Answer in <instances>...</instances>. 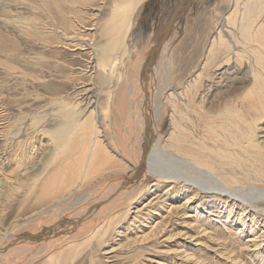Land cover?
I'll return each instance as SVG.
<instances>
[{"label": "bare ground", "instance_id": "bare-ground-1", "mask_svg": "<svg viewBox=\"0 0 264 264\" xmlns=\"http://www.w3.org/2000/svg\"><path fill=\"white\" fill-rule=\"evenodd\" d=\"M190 2L180 0L173 14L161 19L157 38L132 80L123 110L125 136L121 134L118 139L134 160L129 174L102 185V194L84 204L86 197L82 198V194L91 174L101 166L108 167L99 140L101 116L93 104L90 114L95 115V122L88 124L84 114L90 106L84 105L77 113L72 109L66 92L72 70L67 54L64 52L61 61H56L32 47L41 44L52 48L53 37L65 46L81 39L73 38L70 32L73 29L69 15L75 13L77 0H43L40 4L0 0L4 22V31L0 30V186L24 175L33 181V187H40L38 193L47 204H43L45 209L55 208L53 220L32 231L24 229L26 232L4 242L0 246V263L30 262L80 237L90 239L114 221L117 223L131 211L133 203L143 201L154 191L149 201L137 206L132 224H153L154 211L164 209L170 213L168 218L158 211L156 215L162 220L149 226L151 235L157 237L172 224L171 216L178 217L177 208L170 207L185 195L182 205L191 202L189 209L195 203L191 209L201 222L196 224L200 233L209 231L204 227L202 211L209 206L206 213L210 216L215 207L222 211L225 208L221 217L224 220L213 221L224 229L236 227L238 235L252 237L246 242H252L255 257L264 264V254L259 250L264 243V205L260 204L264 203V139L260 141L256 135L257 123L264 118V0H232L234 10L221 17L225 26L217 28L207 50L204 65L213 64L214 68L203 81V89L195 93L191 90L197 87L203 73L175 90L168 80L160 83L162 74L159 76L157 69ZM13 4L19 10L14 12ZM28 6L37 14L23 16ZM39 12L48 14L47 18L39 16ZM129 20L126 16L115 26L118 36L127 35ZM11 29L19 34L10 35ZM112 40L115 48L117 40ZM75 45L83 48L81 42ZM24 46L31 47L25 50ZM110 50L103 49L101 54H115ZM109 59L114 67V56ZM29 76L34 78L26 83ZM57 79L66 96L53 88ZM30 88L37 91L32 104L27 93ZM32 109L36 112L32 113ZM165 201H171L170 206H165ZM64 208L70 211L68 216L60 210ZM215 232V236L223 237V232ZM146 237L148 240L149 235ZM221 243L229 253L236 254L242 248L240 237L222 238Z\"/></svg>", "mask_w": 264, "mask_h": 264}, {"label": "rangeland", "instance_id": "rangeland-1", "mask_svg": "<svg viewBox=\"0 0 264 264\" xmlns=\"http://www.w3.org/2000/svg\"><path fill=\"white\" fill-rule=\"evenodd\" d=\"M20 1L40 4L43 0ZM179 1L77 0V3H75V13L69 15L73 29L70 32L72 31L71 35L73 38L78 37L81 39L71 42L69 46L63 45V42H58L60 40L56 39V37L52 39V48L41 44L39 46L36 45V47L32 45L34 51L44 52V55L52 60L61 61V55L64 52L67 54L68 62L72 70L69 78L68 91L66 90V92L68 94V101L72 104V109L75 112H79L82 107L90 106L88 110L86 109L88 113L84 115L89 120L88 124H94L95 115L93 116L94 118L91 117L92 114L90 112L95 106V109L97 112L99 111L98 114L101 116L99 121H102L101 123L104 124L100 125L102 132H100L99 140L101 139L102 149H104L103 155H105L104 162H107L106 165L108 167L104 168L101 166V170L94 171L91 174L92 177L89 178L86 189L84 188V194H87H82V198L86 197L84 199L86 203L83 202L84 204H90L91 201L102 194V185L109 183L112 179L120 178L121 175L125 177L130 172V166L134 163L132 154L129 151H125V144L118 141L121 138L120 136H125V116H123V110L125 111L126 109V97L128 96L130 86L133 84L132 80H135L138 70L137 67L145 62L152 43L157 38L156 35L158 34L155 33L159 32V22L164 16L173 14ZM14 6L15 4L11 7L14 12L19 10L20 7L15 6L17 7L15 9ZM132 7L135 8V11L130 15ZM233 10L232 0H191L184 18L177 24L172 34L171 44L165 49L161 61L157 64L159 76L162 74V80L160 79L161 84L165 80H168L174 85L173 87L176 90L180 85L192 81L198 73H203L200 81L196 85L197 87L194 86L191 91L195 93L198 89H203V81L214 68L213 64L208 66L204 65L207 50H209L208 48L212 43V39L216 35L217 28L221 25L225 26L224 19L221 17L229 15ZM22 14L23 16H33L37 14V11L28 6L24 8ZM47 15L39 12V16L44 17V19L47 18ZM126 16L130 17L129 32L127 35L123 34V36H118L116 30H114L115 26L124 17L126 18ZM219 18L221 19L219 20ZM1 20H3L2 17H0V30L4 31V22ZM17 33L18 30H10V35L15 36ZM112 38L114 41L116 39L118 43V46L116 45L117 47L115 46V48L112 47L114 45ZM79 41L83 44V48H77V45H75V43H80ZM30 47L26 48L24 46V49L29 50ZM110 47H112L111 50ZM103 49H109L111 52L114 51L115 54L109 52V56L112 58L114 56L116 60L114 67L110 66L111 59H109V56L105 57L101 54ZM33 78V76H29L25 82L31 83ZM52 86L58 92H62L60 80L57 79ZM36 92L33 88H30V92H27L29 93L28 99L30 102L34 101ZM67 94L62 92L63 96ZM29 104H32V102ZM77 104L81 105L79 106ZM93 104L95 105L93 106ZM33 109L32 113L36 112ZM106 109H111V111L109 110L110 113ZM110 116H112V119ZM119 123L121 126H118ZM109 126L110 130L108 131ZM257 126L256 135L260 141H263L264 118L257 123ZM116 131L118 133H115ZM107 135H112V137H107ZM93 174L95 175L93 176ZM7 183L3 187L0 186V246L10 242L23 232L32 231L40 227L41 224L50 222L55 218V208L45 209L46 207L44 205L47 204L39 196L40 187L39 189L38 185L33 187V181L29 178L23 175L21 178L18 177V181L15 179ZM7 190L8 192H6ZM158 190L162 191L163 189L160 188ZM153 193L154 191H151L143 201L136 204L133 203L131 205V211L127 215L118 219L117 223L114 221L112 225L101 229L96 236L90 239L80 237L78 241L67 244L61 249L56 247L48 255L39 256L30 262L17 264H260V257L256 258L254 255L256 251L251 246L252 242H246L248 239H252V237L248 236V234L238 235L236 233V227L226 226L228 229H224L222 224L213 221L214 218H216L214 220H224L221 217L225 212V208L222 211L221 208L215 207L218 211L214 209L212 215L209 216L206 213L209 210V206H207L202 211V217L206 218L203 220L206 223L204 227L209 229V231L207 230L208 233H200V230L198 231L196 229V224H200L201 222L196 220L197 213L192 212L191 209L195 203L189 209L187 206L189 204L191 205V202L187 205H182L184 203L182 198L185 195L179 196L180 198L178 200L176 199L172 207H170V209L173 208L174 210L177 208L179 211L178 217L171 216L169 219H172L170 220L172 224H168L160 234H157V237L151 235V227L149 226L155 225L162 220L161 217H157L156 215L158 211H161V214L168 218L170 213L165 212L164 209L161 208L154 211L153 224L150 221H147L149 222L148 224L144 221L143 225L140 223L137 224L136 222L132 224L133 215L135 214L133 212H136L137 206L142 205L145 201H149ZM89 194L94 195V198L92 196L90 197ZM165 202L167 203H165V206H170L171 201ZM260 204L264 205L263 202ZM60 210L64 214L67 213L66 216L69 215L68 213L70 211L68 209L66 210L64 208ZM184 210L188 215L182 214L185 213ZM236 212L238 215L237 213L235 215L238 218L240 216L239 208ZM190 215L193 217H185ZM166 218L164 220H168ZM248 224H250V221ZM33 226L36 227L33 228ZM216 230L223 232V237L215 236ZM260 230L263 232V228ZM146 235H149L148 240ZM236 237L241 238L240 248H242L236 254L229 253L230 251H227L225 249L226 246L221 243L222 238L231 239ZM263 244V248L259 250L264 254Z\"/></svg>", "mask_w": 264, "mask_h": 264}]
</instances>
